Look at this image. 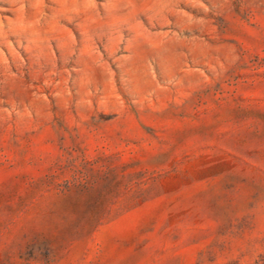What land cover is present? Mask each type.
Returning a JSON list of instances; mask_svg holds the SVG:
<instances>
[{"label": "rangeland", "instance_id": "rangeland-1", "mask_svg": "<svg viewBox=\"0 0 264 264\" xmlns=\"http://www.w3.org/2000/svg\"><path fill=\"white\" fill-rule=\"evenodd\" d=\"M0 264H264V0H0Z\"/></svg>", "mask_w": 264, "mask_h": 264}]
</instances>
